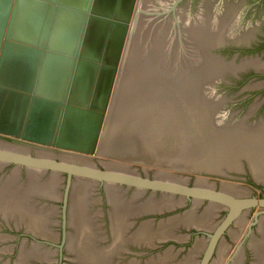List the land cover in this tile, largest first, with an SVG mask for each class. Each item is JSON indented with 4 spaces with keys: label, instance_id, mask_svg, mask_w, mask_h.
Returning a JSON list of instances; mask_svg holds the SVG:
<instances>
[{
    "label": "water",
    "instance_id": "95a60500",
    "mask_svg": "<svg viewBox=\"0 0 264 264\" xmlns=\"http://www.w3.org/2000/svg\"><path fill=\"white\" fill-rule=\"evenodd\" d=\"M249 9L262 11L255 0H0V57L33 44L16 25L38 23L48 81L24 127L31 93L17 129L0 111V142L22 146L0 143V264H264V78L217 88L264 72L260 55L219 52L248 41L235 21Z\"/></svg>",
    "mask_w": 264,
    "mask_h": 264
},
{
    "label": "crops",
    "instance_id": "0c3cea01",
    "mask_svg": "<svg viewBox=\"0 0 264 264\" xmlns=\"http://www.w3.org/2000/svg\"><path fill=\"white\" fill-rule=\"evenodd\" d=\"M37 15H40L39 6ZM22 29L23 27L16 25L15 29L9 33L12 36H35L36 38H30L33 44L24 47L10 46L6 53L0 57V62L3 64L0 67V82L2 83L0 86V111L7 110L8 129H17L14 127L19 125L18 118L25 105L21 93H31L34 97L25 100L28 106L26 105L27 109L23 120L24 127L29 121L31 106L34 102L40 101V84L48 83L44 77L46 73L40 67V24L36 23L32 27H27L26 30ZM4 136L16 138L10 135Z\"/></svg>",
    "mask_w": 264,
    "mask_h": 264
},
{
    "label": "flooded vegetation",
    "instance_id": "af4514ba",
    "mask_svg": "<svg viewBox=\"0 0 264 264\" xmlns=\"http://www.w3.org/2000/svg\"><path fill=\"white\" fill-rule=\"evenodd\" d=\"M257 6H259L262 9V11L253 12L254 13V17L253 18H251V19L247 18L251 14V12H250L251 10L249 9L248 11L241 13L242 15L238 18L237 21H235L236 22L235 25L237 27H239V29L237 31L240 32L241 30H246V31L250 32V34H249L250 36H249L248 41L247 42H242L240 44H231V43L227 44L224 47H222L221 49H219V52H221L224 55H227L229 57H232L234 54L239 53V57L260 55V56H262L264 58V0H255V7H257ZM170 8L171 7L168 6V7H164V8L158 9V10L159 11L160 10L163 11V9H164V10L167 11ZM151 14L154 15V17L163 16V15H157V11L156 10H155V12H152ZM216 14H218V13H216ZM261 77L264 78V72L263 71L257 72L256 69L249 68L247 71L239 72V74L237 76L233 75V76H230V77L226 78V80L221 81V83H219V86L217 88L220 89L221 84L224 85V86L233 87L236 83L243 82V81H253V80L258 81L257 79H259ZM0 143L4 144L3 147H5V148H3V149H8V150H14L15 151L17 148L22 147V146H19L20 142L14 143L12 140H5L4 142H0ZM32 145L30 146L31 150L29 152H27V153H30V154L35 156V155H37L36 148H38L39 145H38V147H35L34 145L33 146ZM45 147L46 146H42L41 145L40 146V151L41 152H47V150L45 151L44 149H42V148H45ZM57 150H59V149H57ZM16 152H18V151L16 150ZM44 155H46V154L42 153V154H40V157L50 158V157H46ZM51 158H55L57 160L60 159L59 157H56V156H53ZM10 167H13V166L10 165L9 168ZM22 169L25 170V172H26V168L25 167H23ZM40 172H45V171L43 169H40ZM46 172H51L52 173L53 171L47 170ZM54 173H56V172H54ZM26 174H27V172H26ZM63 174H65L66 184H67V180H68L67 177L68 176H67L66 173H63ZM158 194H160V193H158ZM259 213L262 214L264 212L259 211ZM64 223H65V221H64ZM63 229H64V234L66 235V225L65 224H64ZM227 233L228 232L226 231L224 233V236ZM252 233H253V227H252V229L248 230V234L246 235V237L247 238L251 237L250 235H252ZM222 238H221V240H222ZM219 244H220V241L216 245L215 251H216V249H217ZM241 244H240V246H238V249L239 248L240 249L243 248L241 246ZM215 251H214V253H215ZM204 253H205V251H204ZM214 253H213V255H214ZM242 253H244V255H246V251H243Z\"/></svg>",
    "mask_w": 264,
    "mask_h": 264
},
{
    "label": "rangeland",
    "instance_id": "374dc122",
    "mask_svg": "<svg viewBox=\"0 0 264 264\" xmlns=\"http://www.w3.org/2000/svg\"><path fill=\"white\" fill-rule=\"evenodd\" d=\"M68 152H72V151H68ZM73 153H76V152H73ZM78 154H81V153H78ZM84 155V154H83ZM89 156H95V154L94 155H89Z\"/></svg>",
    "mask_w": 264,
    "mask_h": 264
},
{
    "label": "bare ground",
    "instance_id": "6f19581e",
    "mask_svg": "<svg viewBox=\"0 0 264 264\" xmlns=\"http://www.w3.org/2000/svg\"><path fill=\"white\" fill-rule=\"evenodd\" d=\"M138 1H139V0H138ZM133 19H134V18H133ZM125 48H126V47H125ZM124 52H125V51H124ZM122 59H123V58H122ZM44 75H45V74H44ZM44 77H45V76H44ZM40 78H41V77H40ZM45 81H46V80H45ZM45 81H44V82H45ZM46 83H47V82H46Z\"/></svg>",
    "mask_w": 264,
    "mask_h": 264
}]
</instances>
